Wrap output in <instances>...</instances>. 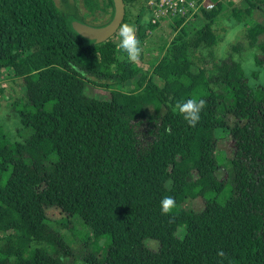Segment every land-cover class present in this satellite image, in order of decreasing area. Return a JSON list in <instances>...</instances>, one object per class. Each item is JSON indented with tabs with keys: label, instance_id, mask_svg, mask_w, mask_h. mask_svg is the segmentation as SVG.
Wrapping results in <instances>:
<instances>
[{
	"label": "trees",
	"instance_id": "trees-1",
	"mask_svg": "<svg viewBox=\"0 0 264 264\" xmlns=\"http://www.w3.org/2000/svg\"><path fill=\"white\" fill-rule=\"evenodd\" d=\"M145 1L123 0L117 30L133 29L140 49L129 61L120 41L71 27L109 11L107 23L112 0H0V104L29 130L14 140L0 123V264H264V86L249 85L233 59L239 42L226 57L212 50V25L225 17L247 26L264 68V0H215L201 21L170 19L172 38L139 85L137 61L158 25ZM8 80L20 83L14 96ZM88 84L109 97L89 96ZM188 99L204 102L195 125L179 111ZM218 132L231 141L226 158ZM195 198L202 208L185 209ZM51 207L62 216L49 218ZM69 236L87 248L79 263L66 260Z\"/></svg>",
	"mask_w": 264,
	"mask_h": 264
},
{
	"label": "rangeland",
	"instance_id": "rangeland-1",
	"mask_svg": "<svg viewBox=\"0 0 264 264\" xmlns=\"http://www.w3.org/2000/svg\"><path fill=\"white\" fill-rule=\"evenodd\" d=\"M56 4L61 6L60 0H55ZM234 5H241L243 0H233ZM109 17V11L107 13L102 14L97 19L92 20L90 17H87V23L91 25H102V23L106 22ZM253 21L262 22L263 17L260 11L254 10ZM247 27V26H246ZM241 24H238L234 21H230L225 17H220L217 21L212 25L213 31L219 35V40L212 46L213 53L216 57H226V55L231 51L230 46L239 42L243 50L239 53H233V59L237 60L243 67L245 76L247 78V82L251 86L263 85L264 86V68L259 67L254 63L253 60V52L254 49L249 47L247 40L245 38V29ZM119 30L111 36L115 42L119 41ZM173 31L171 29L170 19L162 18L158 25L148 32V37L146 39V44H144V54L142 55V59L138 60L137 63L141 68V72L134 78L137 84H142L145 76L144 72L147 70L148 65L154 59H157L160 56V50H162L172 38ZM207 36L212 37L211 33H207ZM148 46V47H147ZM8 82V85H7ZM6 82V93H11L13 96L16 94L11 87L13 86L16 89H21L20 83H13L10 85L8 80ZM9 86V87H8ZM85 93L89 96L98 98V99H107L108 89L100 86L94 85H86ZM0 123L4 127V131L8 137L11 139L22 140L29 133L28 129H23L19 119L9 108H3V105L0 104ZM217 147H216V155L217 156H225L228 157L232 153V146L230 138L227 135L222 134L221 132L217 133ZM223 164L226 163V159H223ZM221 176L224 175L225 169L224 166L220 167L219 172ZM202 200L200 198H195L192 200H188L184 202L183 206L185 209H193L200 210L202 208ZM47 215L51 219H58L60 216V212L56 208H47ZM74 220V219H73ZM53 221V220H52ZM75 221V220H74ZM55 227L63 231L67 234V231L63 229L57 223H52ZM80 228V226H78ZM183 228L180 227L177 230V236H182ZM68 236V235H67ZM70 245L73 248V256H68L67 261H74L75 263L80 262V256H82V251H87V248H82L81 242H79L75 237L69 236L68 238ZM146 245L151 248L157 247V242L154 240H147Z\"/></svg>",
	"mask_w": 264,
	"mask_h": 264
},
{
	"label": "built area",
	"instance_id": "built-area-1",
	"mask_svg": "<svg viewBox=\"0 0 264 264\" xmlns=\"http://www.w3.org/2000/svg\"><path fill=\"white\" fill-rule=\"evenodd\" d=\"M232 2L233 0H222ZM215 0H146L145 5L149 9L150 22L158 23L163 17L172 19L175 16L188 20L201 21L203 12L211 10L215 6ZM233 3V2H232Z\"/></svg>",
	"mask_w": 264,
	"mask_h": 264
},
{
	"label": "clouds",
	"instance_id": "clouds-1",
	"mask_svg": "<svg viewBox=\"0 0 264 264\" xmlns=\"http://www.w3.org/2000/svg\"><path fill=\"white\" fill-rule=\"evenodd\" d=\"M119 52L129 61H135L140 51L138 41L133 34V29L128 26L121 27L119 30ZM203 100L188 99L179 105V111L183 119L189 125H195L200 118V111L203 106ZM161 212L168 213L174 207V199L171 196H165L160 201Z\"/></svg>",
	"mask_w": 264,
	"mask_h": 264
},
{
	"label": "water",
	"instance_id": "water-1",
	"mask_svg": "<svg viewBox=\"0 0 264 264\" xmlns=\"http://www.w3.org/2000/svg\"><path fill=\"white\" fill-rule=\"evenodd\" d=\"M112 3L113 14L107 23L103 25H91L79 20H72V29L80 36L89 40H94L96 43L105 41L116 32L125 12L123 0H112Z\"/></svg>",
	"mask_w": 264,
	"mask_h": 264
}]
</instances>
